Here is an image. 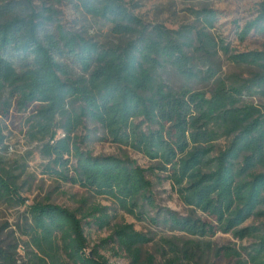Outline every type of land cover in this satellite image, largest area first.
Listing matches in <instances>:
<instances>
[{
    "label": "trees",
    "instance_id": "trees-1",
    "mask_svg": "<svg viewBox=\"0 0 264 264\" xmlns=\"http://www.w3.org/2000/svg\"><path fill=\"white\" fill-rule=\"evenodd\" d=\"M78 1L123 41L103 49L60 27L51 32L46 28L49 16L17 14L15 0H0V94L7 92L22 110L39 105L31 130L49 138L43 146L48 177L105 198L136 220L145 219L147 211H162L152 222L170 232L196 238L217 232L239 239L256 234L259 229L240 227L250 218L264 219V106L246 103L243 97L264 98V50L231 57L254 70L246 80L229 85L216 80L209 94L174 91L164 84L161 71L170 67L181 77H194L191 54L215 48L206 35L147 30L119 0ZM257 13L238 34L240 41L251 32L264 33V3ZM201 19L211 28L215 15L204 10ZM65 56L77 63L81 77H69L60 62ZM58 122L64 137L54 140L51 128ZM86 123L101 131L98 140L137 153L153 165L143 169L127 157L82 151L81 139L71 134ZM155 172L166 176L187 215L157 208L147 178ZM16 192L10 179L0 176V203L23 205ZM104 211L96 208L80 215L35 204L28 209V228L41 252L40 245L49 247L56 240L67 264H109L99 255L109 244L125 253L130 264H154L151 256L141 258V248L151 239L128 224L117 226L88 250L86 228L107 227ZM256 239L249 263L264 264V234ZM164 264L181 262L175 256Z\"/></svg>",
    "mask_w": 264,
    "mask_h": 264
},
{
    "label": "rangeland",
    "instance_id": "rangeland-1",
    "mask_svg": "<svg viewBox=\"0 0 264 264\" xmlns=\"http://www.w3.org/2000/svg\"><path fill=\"white\" fill-rule=\"evenodd\" d=\"M128 14L147 30L160 27L171 32H189L192 36L206 35L215 48L207 54L197 50L191 54L193 72L191 78L181 77L170 67L161 71L164 84L174 90L190 89L209 94L216 80L226 85L234 81L250 78L253 69L245 64H235L231 57L254 51L264 50V33L251 32L243 41L238 34L244 26L258 17L259 4L264 0H119ZM19 9L17 14L31 12L49 16L51 22L46 26L53 32L56 27L68 34L76 35L96 43L101 48L118 45L123 39L111 31V26L103 20L87 14L78 0H15ZM2 3H0V7ZM214 13L215 20L211 28L202 22V12ZM60 62L66 67L71 79L82 76L77 63L65 56ZM211 76V77H210ZM244 102L256 107L264 106V98L243 97ZM2 103H5L4 105ZM0 176L10 179L16 189V195L24 204L0 203V264H67L56 240L49 247H36L28 228V209L35 204H52L75 211L82 215L96 208L105 209L109 216V225L102 229L86 228L88 250L108 238L112 230L122 224H128L133 230L144 234L151 241L141 248V258L151 256L154 264H164L175 256L181 264H250L249 253L264 234L261 228L263 218H250L240 228H255L252 237L236 238L230 233L217 232L213 237H189L180 232H170L167 227L155 224L156 214L162 211H147L145 219L136 220L124 214L111 201L96 197L77 185L63 183L48 177L45 166L49 164L43 146L49 138L31 130L39 110L33 104L19 109L8 93L0 94ZM51 128L54 140L62 139L64 133L58 127ZM97 135L94 136L93 134ZM81 139L78 143L82 151L94 156L127 157L138 166L148 169L153 164L141 155L120 148L108 140H98L101 131L91 123H86L71 137ZM89 136V139L85 138ZM224 141L219 142L223 147ZM152 184L154 203L159 210H168L185 216L189 210L179 200L171 183L164 174H147ZM158 212V213H157ZM202 220L209 222L201 216ZM99 255L109 264H130L125 253L109 244L99 250Z\"/></svg>",
    "mask_w": 264,
    "mask_h": 264
}]
</instances>
